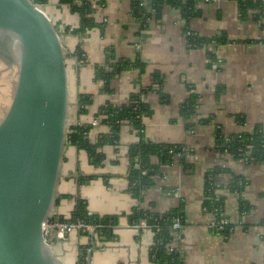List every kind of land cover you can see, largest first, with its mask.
Masks as SVG:
<instances>
[{"label": "crops", "instance_id": "0c3cea01", "mask_svg": "<svg viewBox=\"0 0 264 264\" xmlns=\"http://www.w3.org/2000/svg\"><path fill=\"white\" fill-rule=\"evenodd\" d=\"M90 2L96 24L80 34L73 32L79 14L68 4L59 0L43 3L65 32L67 52L73 53L80 45L84 55L83 63L74 55L69 60L74 97L71 124L77 120L89 123L102 105L120 106L129 102L131 94L140 93L145 106L141 113L143 138L184 148L185 154L173 155L170 162L151 155L150 163L157 167L154 184L138 198L130 192L128 180V148L139 141L133 125L124 122L117 143L98 148L100 161L66 142L56 213H72L81 198L90 213L118 216L112 239L95 236L91 264H155L149 258L154 236L151 229L128 226L127 217L137 205L159 214L180 208L184 222L175 240L181 264H264V159L247 163L220 152L215 145L218 127L225 136L256 127L264 131V17L250 14L241 19L234 0L197 3L199 15L189 20V30L202 37L221 35L223 39L191 47L179 9L165 7L160 19L149 18L147 27L141 29L131 15V0ZM106 48H112L117 58H139L143 67L142 71L133 67L116 75L110 93L103 91L101 80L94 79L95 66L105 64ZM208 51L220 59L217 66L209 62ZM80 92L92 99L88 114L82 117L76 106ZM191 96H195V110L185 118L180 113L181 104ZM237 116L243 118V124ZM206 117L212 120L200 121ZM108 132L109 127L98 119L88 139L95 143ZM216 166L227 169L214 175L215 192L223 198L221 217L228 218L233 227L225 233L206 225L209 213L203 207L205 173ZM232 175L246 180L241 193L228 187ZM79 176L89 179L78 183ZM76 232L65 240L69 247L63 250L70 252L75 263L79 246L91 247L89 234Z\"/></svg>", "mask_w": 264, "mask_h": 264}, {"label": "water", "instance_id": "95a60500", "mask_svg": "<svg viewBox=\"0 0 264 264\" xmlns=\"http://www.w3.org/2000/svg\"><path fill=\"white\" fill-rule=\"evenodd\" d=\"M64 38L43 3L0 0V58L10 63L13 56L6 53L16 46L17 61L0 118V264H70L42 229L58 218L57 185L74 99ZM89 236L87 264L95 248Z\"/></svg>", "mask_w": 264, "mask_h": 264}, {"label": "trees", "instance_id": "16d2710c", "mask_svg": "<svg viewBox=\"0 0 264 264\" xmlns=\"http://www.w3.org/2000/svg\"><path fill=\"white\" fill-rule=\"evenodd\" d=\"M46 0H36L39 3H45ZM144 4L143 0H131V15L139 23V27L145 28L148 25V19L161 18L165 7L170 6L179 9L182 19L184 20V29L188 28V22L191 18L199 15L196 7L197 0H147ZM237 3V10L241 19L247 18L250 14L254 17H264V0H234ZM66 3L71 10L79 14V24L73 29L74 33H83L87 29L95 26L92 18L93 8L90 0H59ZM188 43L191 47L208 46L212 43L216 44L222 41L221 35L213 38H206L191 32L187 36ZM71 55L76 56L79 62L83 63L84 55L80 45H77ZM209 60H214L215 55L208 51ZM139 68L142 66L139 58L134 60L126 58H117L112 48H106L105 64L96 65L94 71V79L101 80L103 83V91L110 93V83L116 75L122 71ZM156 77V76H155ZM157 78V77H156ZM160 82V81H159ZM159 85V84H158ZM157 89V88H156ZM160 92V90H158ZM195 96H191L181 104L180 113L185 118H190L195 110ZM91 95L87 93H78L77 95V114L85 116L88 114L89 105L91 104ZM144 103L141 101L140 93L131 94L128 103L116 106L112 103L102 105L97 112H94L90 120L98 118L102 123L109 127V132L99 136L95 143H91L88 139V133L93 126L91 121L88 123L80 122L71 124L67 133L66 142L74 145L77 149L83 150L88 157L95 162L100 161L102 155L98 148L104 143H117L119 138L120 127L124 122H128L137 130L139 141L133 143L128 148V156L130 161L128 180L129 190L133 196L140 198L144 190L150 188L154 184L153 176L157 171V167L150 163L151 155H157L163 159V162H170L172 149L174 152L178 147L170 144L156 143L147 141L142 136L143 126L141 123V113H143ZM104 114V115H102ZM212 117L202 118L203 123L209 122ZM237 120L243 124V118L237 116ZM191 127V126H190ZM215 145L220 152L229 153L234 159H242L247 163L257 162L264 159V131L260 127H256L253 131H241L229 136H225L220 127L215 131ZM181 149L180 152H183ZM136 162L140 164V168L136 167ZM141 169L145 173H141ZM227 169L216 166L206 171L203 184V207L206 211L214 214L216 217L222 216L223 198L215 192L216 184L214 175L216 172L226 171ZM153 171V173H151ZM89 177L79 176L78 183L86 182ZM246 180L239 175H232L228 183L231 191L241 193ZM58 202V201H56ZM244 205V201H240ZM59 219L63 216L58 215ZM128 223H133L140 218H144L153 231V244L150 246L149 258L155 264H181V254L179 248L168 249L167 243L172 241L171 226L174 220L179 219L181 224L184 222V215L180 208L173 209L169 212L159 214L154 212L150 207L137 205L128 215ZM73 220H83L84 222L97 225L96 232L103 240L112 239L115 234L113 227L118 224L117 215H99L90 213L84 199H77L75 207L69 218ZM224 233L227 230H223ZM84 232V231H82ZM86 234H88L86 232ZM90 245L79 246V253L76 264H87L86 255Z\"/></svg>", "mask_w": 264, "mask_h": 264}, {"label": "built area", "instance_id": "2783aa9c", "mask_svg": "<svg viewBox=\"0 0 264 264\" xmlns=\"http://www.w3.org/2000/svg\"><path fill=\"white\" fill-rule=\"evenodd\" d=\"M144 4H146L148 1L143 0ZM198 3H209V2H217L219 0H197ZM191 34V31L189 29L185 30V35L186 37ZM189 44V43H188ZM190 46V45H189ZM209 60V59H208ZM209 62L212 64V66H217L218 63L220 62V59H214V60H209ZM77 106V105H76ZM78 120L76 121V124H78ZM98 123V118H95L91 121L92 125H96ZM182 148H180L178 151L176 150L175 152L171 149L170 152L172 153V156L176 157H182L185 154V149L183 152H180ZM245 161V160H244ZM246 162V161H245ZM136 167L140 168V164L136 162ZM141 173H145L144 169H141ZM174 194H178V192L174 191ZM205 210V208H204ZM206 211V210H205ZM206 213H209L206 225L214 229L215 231H223V230H228L231 231L233 228L231 225V222L228 218L226 217H216L214 214L206 211ZM129 227H133L136 229L140 228H148L151 229V226L147 224L146 220L144 218H140L137 221L133 223H128ZM96 227L97 225H93L87 222H84L83 220H73L71 221L69 218L66 219L63 217V219L59 218H50L46 222L43 223L42 229H43V234L45 237V240L55 246L59 243L63 244L65 240H67L68 236L70 235V232L73 230L77 231H84L87 232L88 234L92 235L94 238L95 236H98L96 232ZM182 224L179 219H176L173 221L172 226H171V235H172V241L167 243V247L169 250L173 248H178L176 244V240L179 236L178 231L181 229ZM153 244V243H152Z\"/></svg>", "mask_w": 264, "mask_h": 264}, {"label": "rangeland", "instance_id": "374dc122", "mask_svg": "<svg viewBox=\"0 0 264 264\" xmlns=\"http://www.w3.org/2000/svg\"><path fill=\"white\" fill-rule=\"evenodd\" d=\"M15 48H16V46L9 47L10 50L8 49V51L6 53L8 55H12L13 56L12 60L10 61V63H5L0 58V118L3 115L5 109H6L7 105H8V102L10 100V96H11L12 91H13L15 79H16L17 61H16L15 52H13ZM68 55H69V60H70V56H72V55H71V53L69 51H68ZM70 61H72V60H70ZM69 63H71V62H69ZM71 66H72V64H71ZM73 84H74V81H73ZM73 102H74V99H73ZM73 102H72V107H73ZM72 107H71V109H72ZM60 216H63L64 218L68 219V218H70L71 213L61 212ZM76 231L77 230H73L72 232H70V235L71 234L75 235V233H77ZM84 237L86 239V235H84ZM97 243H99L98 240L96 241V245H97ZM63 245L64 246L62 247V244L59 243V244L55 245L54 248L56 249L57 253L60 255V257L65 262L70 263V264H76L75 263L76 259H74V257H72L70 252L67 251L66 254L63 253V250L65 249V247L66 248L69 247V243L64 241ZM94 251L95 250L92 251L93 254H95Z\"/></svg>", "mask_w": 264, "mask_h": 264}]
</instances>
